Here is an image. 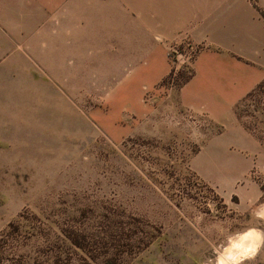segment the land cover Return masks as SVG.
<instances>
[{"label": "rangeland", "instance_id": "374dc122", "mask_svg": "<svg viewBox=\"0 0 264 264\" xmlns=\"http://www.w3.org/2000/svg\"><path fill=\"white\" fill-rule=\"evenodd\" d=\"M16 37L0 35V264H205L223 235L257 223L264 145L241 122L261 153L211 145L221 127L174 99L200 49L190 38L141 92L136 59ZM188 41L196 55L176 69L170 49ZM244 106L264 141V89Z\"/></svg>", "mask_w": 264, "mask_h": 264}, {"label": "crops", "instance_id": "0c3cea01", "mask_svg": "<svg viewBox=\"0 0 264 264\" xmlns=\"http://www.w3.org/2000/svg\"><path fill=\"white\" fill-rule=\"evenodd\" d=\"M262 10L264 0H0V35L41 42L42 51L65 42L63 50L78 56L136 59L130 74L141 92L168 74V46L186 36L200 49L176 103L221 127L211 145L226 148L232 138L254 154L260 143L235 106L264 79ZM102 42L114 43L116 53Z\"/></svg>", "mask_w": 264, "mask_h": 264}, {"label": "clouds", "instance_id": "9594fccd", "mask_svg": "<svg viewBox=\"0 0 264 264\" xmlns=\"http://www.w3.org/2000/svg\"><path fill=\"white\" fill-rule=\"evenodd\" d=\"M252 216L257 223L223 235L205 264H255L264 252V204H258Z\"/></svg>", "mask_w": 264, "mask_h": 264}, {"label": "trees", "instance_id": "16d2710c", "mask_svg": "<svg viewBox=\"0 0 264 264\" xmlns=\"http://www.w3.org/2000/svg\"><path fill=\"white\" fill-rule=\"evenodd\" d=\"M262 15L264 16V12H262ZM184 75V76H183ZM182 76L184 77L182 81H180L181 83L179 85H182L183 83H185L192 75V73L190 74H183ZM173 77H171L172 79ZM170 79V80H171ZM264 89V79L253 89L251 90L244 98H242L235 106V113L236 116L238 118V120L243 124V126L250 131L251 133H253L260 141L261 143L264 145V141L262 139V136L260 134H257L250 126H248L247 124H245L244 122V117L248 114L247 109H245L246 107L244 106V104L246 103V101H248L252 96H254L255 94L257 95L261 90ZM255 111L258 110V107H256L254 109ZM245 112V113H244ZM245 115V116H244ZM255 118V115H253Z\"/></svg>", "mask_w": 264, "mask_h": 264}, {"label": "built area", "instance_id": "2783aa9c", "mask_svg": "<svg viewBox=\"0 0 264 264\" xmlns=\"http://www.w3.org/2000/svg\"><path fill=\"white\" fill-rule=\"evenodd\" d=\"M185 47H187L186 52L180 51L179 49H177V45H173L170 49L171 50V60L173 64L175 65L176 69L180 68L182 65L189 64L191 60L193 59V57L196 55L195 51L197 47L193 45L191 42L189 41L186 42ZM173 71L175 73L174 69Z\"/></svg>", "mask_w": 264, "mask_h": 264}]
</instances>
